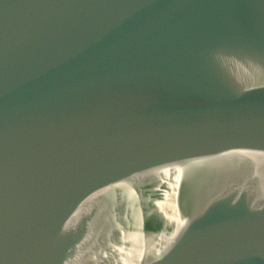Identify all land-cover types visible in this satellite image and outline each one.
<instances>
[{
  "label": "water",
  "instance_id": "1",
  "mask_svg": "<svg viewBox=\"0 0 264 264\" xmlns=\"http://www.w3.org/2000/svg\"><path fill=\"white\" fill-rule=\"evenodd\" d=\"M0 264H264V0H0Z\"/></svg>",
  "mask_w": 264,
  "mask_h": 264
}]
</instances>
